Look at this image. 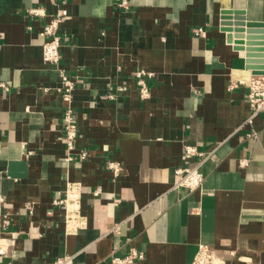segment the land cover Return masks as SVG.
Returning a JSON list of instances; mask_svg holds the SVG:
<instances>
[{
  "label": "crops",
  "instance_id": "1",
  "mask_svg": "<svg viewBox=\"0 0 264 264\" xmlns=\"http://www.w3.org/2000/svg\"><path fill=\"white\" fill-rule=\"evenodd\" d=\"M63 5L60 64L76 81V151L88 154L71 162L59 71L42 57L43 27L62 5L0 0V83L9 87L0 88V205L14 218L15 238L0 264H50L66 254H77L74 264H110L131 246L144 251L141 264H194L201 246L213 254L209 264H264V111L251 140L254 74L221 30L223 9L264 22V0ZM32 7L47 17L29 15ZM199 27L205 37L194 35ZM138 68L154 75L147 100ZM188 146L200 155L185 159ZM109 161L122 164L119 176ZM200 162L201 188L175 189L176 170ZM68 182L83 185L88 223L70 236L53 205Z\"/></svg>",
  "mask_w": 264,
  "mask_h": 264
},
{
  "label": "built area",
  "instance_id": "2",
  "mask_svg": "<svg viewBox=\"0 0 264 264\" xmlns=\"http://www.w3.org/2000/svg\"><path fill=\"white\" fill-rule=\"evenodd\" d=\"M66 0H59L62 7L51 17L50 21L45 23L43 27L44 42L42 44L43 61L57 68L60 75V85L56 90L61 94L64 103V111L61 118L62 136L61 140L64 143L67 151L65 157L66 162L74 161L75 159H86L88 154L85 151H76V140L79 135L77 113L73 106V92L75 89V79L69 77L61 67V35L59 28L68 12L64 8ZM124 2L122 6H126ZM28 14L34 17L45 18L47 12L44 7H32L28 10ZM194 35L205 37L206 31L199 27L193 30ZM153 73L146 71L143 68H138L135 71V82L139 91V95L143 100H147L151 96L149 80L153 78ZM238 83H232L230 89H233ZM239 84H244L243 81ZM248 86V102L250 106V115L246 119L245 124L250 126V131L247 137L251 140L258 139L259 132L254 128V121L258 115L264 111V75H253L247 83ZM0 88L5 91L9 90L8 85L0 83ZM120 88L119 90H123ZM110 99H114V95H109ZM29 155V153H28ZM200 155L195 147L188 146L185 148L184 158L189 159L193 156ZM201 162L195 167L179 168L176 170L178 175H181L180 180L175 186V189L186 188L190 191L200 189L204 181V176L200 170ZM107 168L112 171L115 177L123 172V166L118 161H109ZM82 194L83 185L78 182H68L63 192L58 193L53 200V205L60 207L64 211V233L66 236L77 235L80 231L87 228V218L82 213ZM14 218L12 214L0 205V259L8 257L10 248L15 246V238L10 236V228ZM201 254L206 256V261L210 262L213 259V254L206 246H201L194 264L200 261ZM77 254H66L58 257L50 264H74ZM145 259V253L142 249L131 246L126 255L114 254L110 258V264H141Z\"/></svg>",
  "mask_w": 264,
  "mask_h": 264
},
{
  "label": "water",
  "instance_id": "3",
  "mask_svg": "<svg viewBox=\"0 0 264 264\" xmlns=\"http://www.w3.org/2000/svg\"><path fill=\"white\" fill-rule=\"evenodd\" d=\"M221 30L245 58L247 69L254 75H264V22L248 21L243 10L223 9ZM259 51L262 53L258 55Z\"/></svg>",
  "mask_w": 264,
  "mask_h": 264
},
{
  "label": "rangeland",
  "instance_id": "4",
  "mask_svg": "<svg viewBox=\"0 0 264 264\" xmlns=\"http://www.w3.org/2000/svg\"><path fill=\"white\" fill-rule=\"evenodd\" d=\"M199 259L201 262L198 261L196 264H209V262L206 261V256L203 257V255L201 254Z\"/></svg>",
  "mask_w": 264,
  "mask_h": 264
}]
</instances>
